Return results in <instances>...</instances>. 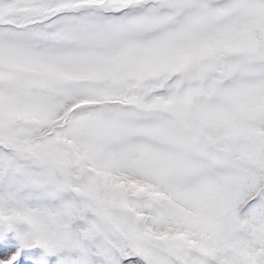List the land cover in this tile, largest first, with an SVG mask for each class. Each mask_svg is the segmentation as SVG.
I'll return each instance as SVG.
<instances>
[{"label":"snow or ice","instance_id":"1","mask_svg":"<svg viewBox=\"0 0 264 264\" xmlns=\"http://www.w3.org/2000/svg\"><path fill=\"white\" fill-rule=\"evenodd\" d=\"M0 264H264V0H0Z\"/></svg>","mask_w":264,"mask_h":264}]
</instances>
